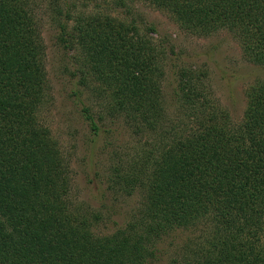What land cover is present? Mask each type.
Returning a JSON list of instances; mask_svg holds the SVG:
<instances>
[{
  "label": "trees",
  "instance_id": "trees-1",
  "mask_svg": "<svg viewBox=\"0 0 264 264\" xmlns=\"http://www.w3.org/2000/svg\"><path fill=\"white\" fill-rule=\"evenodd\" d=\"M127 1L135 0H113ZM149 2L190 34L229 32L245 61L264 66V0ZM82 18L67 34L109 113L168 141L155 158L143 148L123 177L126 194L143 195L124 228L97 235L96 215L69 213L68 166L39 119L46 77L37 25L26 0H0V264H147L159 240L179 231L191 237L170 264H264V82L248 89L235 123L212 101L203 72L178 71L177 116L165 126L151 40L133 21Z\"/></svg>",
  "mask_w": 264,
  "mask_h": 264
},
{
  "label": "rangeland",
  "instance_id": "rangeland-1",
  "mask_svg": "<svg viewBox=\"0 0 264 264\" xmlns=\"http://www.w3.org/2000/svg\"><path fill=\"white\" fill-rule=\"evenodd\" d=\"M26 1L43 47L46 91L39 119L68 166L64 195L67 211L75 216L96 215L92 231L97 235H111L137 214L143 195L138 189L126 194L123 177L131 175V166L139 161L143 148L155 158V149L168 140L160 131L137 133L121 117L109 113L108 95L91 78L80 46L68 36L82 17L109 15L133 21L140 34L151 40L162 66L164 125L177 116L174 90L178 71L203 72L212 101L225 109L235 123L243 118L248 89L257 81L264 82V66L245 61L238 41L229 32L190 34L149 0L127 1V8L115 6L113 0ZM63 24L67 27L64 35L60 30ZM189 232L161 238L147 264H170L191 237Z\"/></svg>",
  "mask_w": 264,
  "mask_h": 264
}]
</instances>
